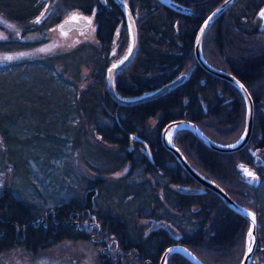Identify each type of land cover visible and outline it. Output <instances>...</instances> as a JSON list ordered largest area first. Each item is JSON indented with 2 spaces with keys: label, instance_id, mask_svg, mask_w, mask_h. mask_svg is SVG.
<instances>
[{
  "label": "trees",
  "instance_id": "trees-1",
  "mask_svg": "<svg viewBox=\"0 0 264 264\" xmlns=\"http://www.w3.org/2000/svg\"><path fill=\"white\" fill-rule=\"evenodd\" d=\"M125 1L137 23L138 45L114 84L120 96L140 99L121 104L110 97L105 72L129 49L132 34L115 0H0L1 19L29 22L15 31L0 20V142L7 145L4 150L0 143V174L9 176L0 192V252L18 245L37 252L63 239L88 241L92 231H100L99 239L106 244L114 239L124 251L125 260L116 254L112 264H159L174 243L189 247L203 264H238L247 220L197 184L160 136L162 126L179 119L192 120L218 142L242 134L241 91L205 70L193 52L198 29L222 0ZM261 7L264 0H237L209 24L202 40L205 60L242 81L254 101L249 144L219 152L191 130L172 134L174 145L201 173L233 199L253 206L258 226L264 217ZM93 8L94 40L47 49L57 42L49 31L53 24L70 12L90 14ZM181 74L186 75L176 86L146 97ZM34 137L40 143L54 137V144L39 147ZM256 148L261 165L254 163ZM69 161L78 173L75 185L70 181L75 171L56 175ZM35 164L48 181L69 176L66 200L39 197L45 187L33 179ZM241 166L256 174L255 183ZM83 222L94 224L92 230L78 228ZM259 227L255 264H264ZM168 262L192 264L177 251ZM102 264H109L107 258Z\"/></svg>",
  "mask_w": 264,
  "mask_h": 264
},
{
  "label": "water",
  "instance_id": "water-1",
  "mask_svg": "<svg viewBox=\"0 0 264 264\" xmlns=\"http://www.w3.org/2000/svg\"><path fill=\"white\" fill-rule=\"evenodd\" d=\"M116 3L119 4L120 9L122 10V12L124 14H126L127 17V21L128 24H130V34H132V36H130V48L128 53L126 54L127 59H125V57L123 58V63L120 62H115L113 63V65H116V67H113V65L110 66V68H107L106 71V81H107V91L109 92V94L111 95V97L115 98L114 100H117L118 102H120L121 104H126V103H135L136 101H138L140 98L131 101V100H122L121 97H119L116 93H115V87H114V78L115 75L118 71H120L122 68H124V65L127 64L128 61H130V59L134 56V51L136 48L137 44V30H136V25L137 23H135V19L133 17V13L130 12L128 6L126 5V3L123 0H115ZM235 2V0H223L221 3H219L216 7L215 10L212 11L211 13H209V15L207 16V18L205 19V22L202 24V26L198 29L199 32H197L196 34V38H195V45H194V56L197 62H199V64L202 65V67L207 70V71H211L213 72V74L217 75V76H221L223 77V79L225 80H230L233 81L235 86L237 87V89L239 91H241L243 97H244V101L246 102V115H245V126L242 130V135H240L238 137V139H235L234 141H232V143L230 144H226V143H217L215 140L210 139L207 137V135H205L201 129H199L197 127V125L194 124L193 121H184V120H179V121H170L168 122L167 125H165L162 130H161V137L162 140L164 142V145L166 147H168L169 150H171L175 157H177V161L180 163V165H182L183 167L186 168V171L190 174V176L195 177V180L197 181L198 184H200L201 186L204 187H208V189L210 190H214L219 197H221L220 199L226 203V205H228L230 207V209L238 214H240L241 217H244L245 219L248 220L249 222V228L247 230L246 233V243H245V248L246 250H244V254L243 257L241 258L242 260H240L239 264H250L251 260L253 259L252 256L255 252V250L257 249V233H256V228H257V216L255 215V213L253 212V210H251V208L249 206H245L240 204V202H238L237 200H234L231 196H229V194L222 189V187H220L214 180L212 181L211 179H209L206 175H204L203 173L201 174L199 171H197L196 167H194L193 165H190L189 162L186 160V157L183 155V153L177 149V147H175L174 145H172V143L169 140V132L171 130H176L179 129L180 127H184L186 129L192 130L194 132V134L197 136V138L202 141H204L207 145L213 147L214 149H216L217 151L220 152H232L234 150H240L243 148L244 145L247 144V142L249 141L250 135L252 134V124L254 123L252 120V115H253V102L252 98L249 95V91H247L245 89V86L241 83V81H238L235 79V77L231 74L228 73L226 71H223L222 69H217L215 67H213L211 64H209V62H206V60L204 59L202 53L203 51H201V39L203 34L206 32V28L208 27V25L210 23H212L215 19V17L220 14L223 13L225 11V9H227L229 6H231L233 3ZM219 10V11H218ZM215 13V15H213ZM73 14H77L79 17H81L80 19L77 20H72L70 19L72 17ZM84 17L88 18V19H83ZM209 17H211V19H209ZM92 17L88 16V15H84L83 13H70L69 16L65 19H62L59 24L57 25L58 29L53 30V37L55 38V40L60 44V42L62 43L63 41V36L67 35L70 31H79L80 29L84 28V27H89L91 23H89V20L92 22ZM207 22V24H206ZM203 30V31H202ZM111 70V71H110ZM186 74H181L178 75L177 78H175L173 81H170L168 83H166L165 86H160L159 88L156 89V91H154L153 93H148L146 94V97L149 96H156V94L158 93H163L165 91H167V89H169L170 87H174L177 85V83L179 81H181ZM241 85L243 87H241ZM145 97V98H146ZM144 98V99H145ZM243 138V139H241ZM239 141V143H238ZM234 145V147L232 146ZM257 151V150H256ZM256 163H261V160L259 158V156L256 157L255 159ZM249 181H252L251 177H248ZM247 213H252L255 216V223L253 224L252 221V216L248 215ZM249 230L252 231V237L249 238L248 236V232ZM249 244H251L252 247V251L248 252V246ZM169 249H174L175 251H179L180 254H182L183 256H186L193 264H203L202 261L195 256L192 251H190V249L187 246H183V245H179L176 244L174 246H168L165 250H164V254L162 255L161 259H160V264H167V259L169 254L175 253V251H171L169 252Z\"/></svg>",
  "mask_w": 264,
  "mask_h": 264
},
{
  "label": "rangeland",
  "instance_id": "rangeland-1",
  "mask_svg": "<svg viewBox=\"0 0 264 264\" xmlns=\"http://www.w3.org/2000/svg\"><path fill=\"white\" fill-rule=\"evenodd\" d=\"M264 10V8H260L258 11V16L260 17V21L261 24H263L264 26V18H261L260 16V12ZM0 20L7 22V25L9 26V23L11 24V26H16L15 31H17V29L22 28L24 26H27L29 22L23 23H17L14 24L12 21L9 20H3L1 19L0 16ZM28 21V20H27ZM94 23V21H93ZM9 29V27H7ZM10 30H8L7 32H5L6 34H9ZM13 32V31H12ZM16 33V32H13ZM30 37L35 38V36H33L32 34L29 35ZM82 36V37H81ZM86 36L87 39L91 40L93 39L92 37H94L92 35V27L89 28V30L86 31V29L81 30L79 32V35L75 34V31L73 33L68 34V41L73 43L75 42L77 39H81V38H86L83 37ZM76 38V40H75ZM75 40V41H74ZM77 40V41H78ZM76 41V42H77ZM61 43L59 44L58 42L55 41H51L49 48L53 46H60ZM0 56L2 57L3 54L2 52H0ZM19 56V55H18ZM54 141V137L51 138V140L49 141H44L42 143L39 142L38 138H33V143H35V145H38L39 147H48L51 148L53 146V142ZM4 140L1 139V144H3V149L6 150V146L4 144ZM0 150L3 152L1 145H0ZM34 171H36V173L33 176L34 181H38V183L45 187V190L41 193L40 192V196L43 200H57V199H67V188H66V184L65 181L67 179H70L69 176L66 175V178H60L59 182H51L48 181L47 178L43 177L44 173L40 167L39 164H35L33 166ZM75 171V167L73 166V164L69 161L61 164V170H58L56 172V175H63V173H69V171ZM63 172V173H62ZM76 173V171H75ZM55 175V176H56ZM8 173L6 174H0V192L3 190L4 185L7 183L8 181ZM78 177V173L75 174V176L70 180L71 183H73L74 185L76 184L75 181L77 180ZM51 191H56V192H50ZM56 197V198H55ZM80 226L78 228H81L83 226H87L89 228L90 224L88 223H81L79 224ZM94 225V224H93ZM93 225L90 226L89 231L92 230ZM259 232L260 235L262 234V236L264 237V217H260L259 220ZM92 235L91 237L96 238V240H99V238L97 237L98 235H100V231H92ZM108 241V240H107ZM111 240H109L110 242ZM108 242V244H109ZM114 239L113 242L107 245L104 243V241H85V240H80V241H75V240H61L59 241V243L57 244H52L50 245L48 248H41L39 249V251L37 252H32L29 250V248H24L22 247V245H18V247H15L14 249H8L5 252H0V264H102V262H104L107 258L109 264H112V261H116L114 258V256L116 255L115 251L118 252V259H122L125 260V254L124 251H121V248L119 246H117V244H114ZM105 253L107 256H101V253ZM119 260V261H120ZM118 261V262H119ZM255 264V263H254Z\"/></svg>",
  "mask_w": 264,
  "mask_h": 264
},
{
  "label": "snow or ice",
  "instance_id": "snow-or-ice-1",
  "mask_svg": "<svg viewBox=\"0 0 264 264\" xmlns=\"http://www.w3.org/2000/svg\"><path fill=\"white\" fill-rule=\"evenodd\" d=\"M219 11V10H218ZM41 15H43V14H41ZM213 15H215V13L213 14ZM260 16H261V18H264V10H262L261 12H260ZM81 17H79L77 14H73L72 15V17L70 18V19H72V20H77V19H80ZM83 19H88V18H86V17H84ZM209 19H211V17H209ZM36 23H39V18L35 21ZM89 23H91V21L89 20ZM206 24H207V22H206ZM203 31V30H202ZM40 51H44V49H41ZM13 57H5V59H9V60H11ZM125 59H127V57H125ZM121 63H123V61H121ZM113 67H116V65H113ZM111 71V70H110ZM241 87H243L242 85H241ZM241 139H243V138H241ZM169 140H171V134L169 133ZM238 143H239V141H238ZM233 147H234V145H232ZM241 168H242V171H243V173L246 175V176H248V177H251L252 178V180H255L256 179V176H255V173H253L252 171H250L248 168H245V167H243V166H241ZM249 182H251V181H249ZM248 215H250V216H252V221H253V224L255 223V216H254V214H252V213H247ZM248 236H249V238H251L252 237V231L251 230H249V232H248ZM171 251H175L174 249H169V252H171ZM252 251V247H251V244H249V246H248V252H251Z\"/></svg>",
  "mask_w": 264,
  "mask_h": 264
},
{
  "label": "flooded vegetation",
  "instance_id": "flooded-vegetation-1",
  "mask_svg": "<svg viewBox=\"0 0 264 264\" xmlns=\"http://www.w3.org/2000/svg\"><path fill=\"white\" fill-rule=\"evenodd\" d=\"M166 4H168V2H166ZM168 5H169V4H168ZM123 55H124V52H123V54H121L119 57H123ZM117 56H118V55H117ZM114 61H120V59L117 58V59H115ZM112 242H113V239H111V241L109 242L110 246H111V243H112ZM105 244H106V243H105ZM109 244H108V242H107V245H109ZM115 253L118 254L117 251H115Z\"/></svg>",
  "mask_w": 264,
  "mask_h": 264
},
{
  "label": "bare ground",
  "instance_id": "bare-ground-1",
  "mask_svg": "<svg viewBox=\"0 0 264 264\" xmlns=\"http://www.w3.org/2000/svg\"><path fill=\"white\" fill-rule=\"evenodd\" d=\"M207 31V30H206ZM203 36H204V34H203ZM203 36H202V39H201V41L203 40ZM203 42V41H202ZM170 134H172V130L169 132Z\"/></svg>",
  "mask_w": 264,
  "mask_h": 264
}]
</instances>
